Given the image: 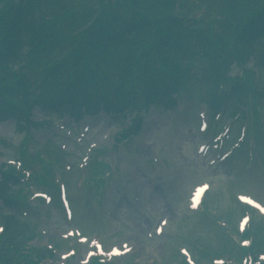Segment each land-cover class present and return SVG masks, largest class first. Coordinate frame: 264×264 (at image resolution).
Instances as JSON below:
<instances>
[{
  "label": "rangeland",
  "instance_id": "rangeland-1",
  "mask_svg": "<svg viewBox=\"0 0 264 264\" xmlns=\"http://www.w3.org/2000/svg\"><path fill=\"white\" fill-rule=\"evenodd\" d=\"M151 116H153V114H151V115L147 114V115L145 116L146 123L144 124V127H145V125L147 124L148 121L150 122V125H149V128H147L145 131H143V132L139 135L140 139H146V138H148V137H144V136L154 135V133H155V129H154V127L151 126ZM159 131H160V130H157L156 132H159ZM0 136H1V137H2V136H7V137H9V138H11V139H14V138H18V139H19V137L13 133L12 128L7 127L6 124L3 125V126H0ZM40 136H41V134H40L39 132H37L36 135H35V140H39V139H40ZM32 150H33V147H30V148H29V153H32ZM195 182H196V181H195ZM247 189H248V188H247ZM255 195H256L257 197L261 198V199H264V193L260 194L259 192H257V193H255ZM57 216H58V213L52 210V211H51V214H50V218H51V219H50V223H49L50 227L53 226L54 222H55L56 219H57ZM59 220L61 221V219H59ZM107 226H108V225H107ZM104 232H105V234H106V237H107L108 239H110V244H113V243L116 242V240H118L117 237H114V235H113L114 232L111 231V228H110V230H109L108 228L105 229V227H104ZM128 235H129L130 237H132V236H131V232H129V233H126V234L123 236V238H122V239H119V240H125V239H127Z\"/></svg>",
  "mask_w": 264,
  "mask_h": 264
},
{
  "label": "trees",
  "instance_id": "trees-1",
  "mask_svg": "<svg viewBox=\"0 0 264 264\" xmlns=\"http://www.w3.org/2000/svg\"><path fill=\"white\" fill-rule=\"evenodd\" d=\"M46 43H49V42L48 41L47 42H42V44H46ZM42 44H40V45H42ZM48 49H50L49 46L44 48V50H48Z\"/></svg>",
  "mask_w": 264,
  "mask_h": 264
},
{
  "label": "snow or ice",
  "instance_id": "snow-or-ice-1",
  "mask_svg": "<svg viewBox=\"0 0 264 264\" xmlns=\"http://www.w3.org/2000/svg\"><path fill=\"white\" fill-rule=\"evenodd\" d=\"M201 191H203V189H201ZM249 203H251V201H249ZM257 207H259V205H257ZM261 211H264V209H261Z\"/></svg>",
  "mask_w": 264,
  "mask_h": 264
}]
</instances>
